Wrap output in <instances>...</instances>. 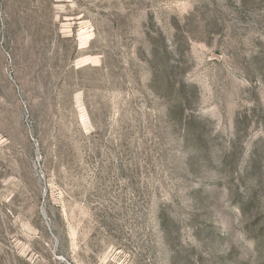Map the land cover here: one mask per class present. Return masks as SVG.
Masks as SVG:
<instances>
[{
	"label": "rangeland",
	"instance_id": "obj_1",
	"mask_svg": "<svg viewBox=\"0 0 264 264\" xmlns=\"http://www.w3.org/2000/svg\"><path fill=\"white\" fill-rule=\"evenodd\" d=\"M0 264H264V0H0Z\"/></svg>",
	"mask_w": 264,
	"mask_h": 264
}]
</instances>
